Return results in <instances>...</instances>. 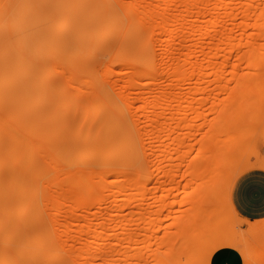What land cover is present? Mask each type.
Segmentation results:
<instances>
[{"label":"rangeland","instance_id":"374dc122","mask_svg":"<svg viewBox=\"0 0 264 264\" xmlns=\"http://www.w3.org/2000/svg\"><path fill=\"white\" fill-rule=\"evenodd\" d=\"M121 3L0 0V139L63 138L84 141L81 147L92 151L99 141L116 138L118 156L101 159V167L119 157L132 162L130 205L117 202L124 195L116 197L111 183L121 176L99 175L84 163L69 169L54 156L40 178L28 180L24 205L44 220L61 256L65 251L54 239L76 225L64 213L78 216L82 203H92L107 233L116 228L111 219L128 225L130 264H264V198L249 218L241 217L233 200L240 180L256 174L264 185V40H232L225 52L230 57L214 60L220 73L198 75L197 81L181 75L191 77L180 87L171 75L164 90L159 81L138 85L137 78L122 76L124 68L104 76L128 56L132 17ZM237 18L233 25H215L214 35L233 26L237 37ZM153 30L142 34L150 48L138 68L158 72L152 65L162 23ZM100 155L93 151L85 163ZM163 192L167 196L156 202ZM121 232L118 241L104 234L105 245L122 246L127 232ZM108 248L107 260L113 254ZM120 249L112 258L124 264Z\"/></svg>","mask_w":264,"mask_h":264},{"label":"bare ground","instance_id":"6f19581e","mask_svg":"<svg viewBox=\"0 0 264 264\" xmlns=\"http://www.w3.org/2000/svg\"><path fill=\"white\" fill-rule=\"evenodd\" d=\"M114 1L124 4L121 3L122 0ZM125 1L127 3L126 12L132 17L130 20L132 23L129 24L132 26L128 28L130 39L126 44L127 60L122 65L117 64V68L111 65L112 68L106 70L104 76L116 74L118 68H124L122 76L127 77V80L137 78L135 81L138 85L148 83L147 80L159 81L160 86L158 87L164 90L167 86L165 83L171 75H177L174 80L177 87L184 81H190L187 79L191 76L184 78L181 75H193L192 81H197L196 76L198 75L214 74L216 71L214 60L219 57L225 59L230 57V54L225 52L226 46L232 40H246L245 43L264 40V0H235V9L227 8V4L234 0H218L217 3L214 0H164L160 5H158L159 0ZM238 16L241 19L238 20L240 34L238 33L237 37L233 34V26L232 28L225 26L214 35L215 25L222 23L233 25ZM161 23L162 33L157 40L159 51L152 65L153 68L159 66L160 69L158 68V72L152 68L141 70L138 66L149 53L146 40H141L142 34L146 30L151 29L152 31ZM249 28L253 31L249 32ZM217 71L216 73L222 72L223 67H219ZM2 73L0 69V75ZM115 142L116 138L103 139L92 148V151H86L81 147L86 142L81 143L78 140L63 138L52 140V137L0 139V264H118L119 260H116L118 257L116 259L112 257L118 254L119 247L123 248V251L120 249L124 254L123 263L130 264L133 245L128 225L126 223L118 225L117 220L111 219L116 228H112V232L107 233L109 226L105 222L97 221L103 214L101 211H93L92 203L87 205L82 203L83 213L78 216H71L72 212L64 213L70 215L69 219L72 224L76 223L75 229L71 225V230L61 231L59 235L56 233L58 237L54 240L65 251L64 256L59 254V250L52 241V233L48 231L41 216L30 212L33 209L31 205H24L25 189L29 186L28 180L37 178V176L40 178V170L51 164L52 156L69 169L84 163L88 167L95 166L99 175L112 172L116 177L121 176V180L111 182L115 183L116 197L124 195V198H117V202L120 201L121 205L132 204L134 197L130 195V191L134 185L128 177L132 173L130 158L119 157L116 161L109 163L106 168L101 167V159H114L118 156L114 149ZM121 143L123 146L128 145L126 142ZM93 151H100L101 157L91 165L85 163L86 158ZM9 158L10 161H8ZM30 166L33 168H29ZM83 171H85L84 168L78 172ZM99 180L101 181L102 177H99ZM99 180L92 188L100 185ZM79 183L86 185V180L82 179ZM92 188L90 193L87 192L84 200L91 198ZM36 193L35 190L32 191V194L36 195ZM166 196V193H161L156 198V202L161 203ZM100 203L101 200H98V204ZM34 208L39 209L38 206ZM78 208L80 206L76 207ZM118 209L117 205L114 206V210L118 211ZM119 231L127 232V237L123 236L124 239L121 237L122 246L113 243L111 246L107 245L108 248L104 243V234L111 238L116 235L118 241ZM110 242L112 240L108 242L107 239L106 244ZM104 246L106 251H103ZM115 246L119 247L116 249ZM106 247L113 253H107L109 257L112 254L108 260L105 254Z\"/></svg>","mask_w":264,"mask_h":264},{"label":"crops","instance_id":"0c3cea01","mask_svg":"<svg viewBox=\"0 0 264 264\" xmlns=\"http://www.w3.org/2000/svg\"><path fill=\"white\" fill-rule=\"evenodd\" d=\"M238 178H236L235 182ZM261 181V177L255 174L248 181L244 179L236 183L233 191V200L241 217L249 218L248 213L255 210L252 206L258 205L259 201L264 198V185L260 184Z\"/></svg>","mask_w":264,"mask_h":264}]
</instances>
